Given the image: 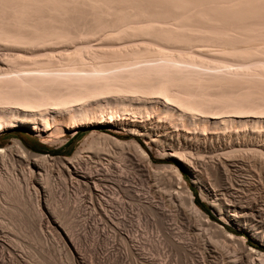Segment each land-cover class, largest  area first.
Returning a JSON list of instances; mask_svg holds the SVG:
<instances>
[{
    "label": "bare ground",
    "instance_id": "bare-ground-1",
    "mask_svg": "<svg viewBox=\"0 0 264 264\" xmlns=\"http://www.w3.org/2000/svg\"><path fill=\"white\" fill-rule=\"evenodd\" d=\"M154 1L162 2L0 0V132L27 126L48 142L68 132L74 134L83 126L103 124L116 133L145 137L160 147L162 154L178 158L189 169L191 182L219 217L244 226L252 236L264 240V199L252 198L247 203L244 195L234 196L229 191L232 186L228 182L236 160L264 168V41L236 42V47L241 45L235 48L224 32L197 31L196 24L187 27L191 13L184 14L186 11L185 17L177 14L175 24L185 23L186 27H168L162 19L159 24L156 16L163 11L147 10ZM199 15L191 17L194 23ZM201 15L203 20L208 13ZM113 140L132 151L111 155L116 158L104 161L96 153L91 155L96 145L90 142L89 154H80L84 152L81 149L60 165L55 163L58 158L55 161L31 152L17 139L1 146L0 191L9 202L8 208L36 218L37 241L43 240L54 251L66 254L68 264H92L94 260L86 252L100 259V264H116L124 255L114 240L106 238V222L126 225L131 210L119 196L115 197L122 194L139 209L156 216L163 241L188 256L189 239L175 234L168 221L180 218L187 222L191 216H203L191 189L182 185V191L171 189L167 199L151 186L143 198L135 194V166L151 180L153 160L136 138ZM198 144L201 148L195 147ZM202 153L213 160H207L208 156L197 160ZM195 154L198 156L194 159ZM174 170L181 177L178 169ZM53 175L60 177L66 193L74 187L87 191L89 206L84 203V194L76 200L77 211L83 214L80 228L66 222L58 210L43 206L55 183ZM21 183L29 195L26 199H33L30 207L22 200L23 191L18 188ZM260 187L264 191V183ZM181 192L188 213L182 209ZM171 205L174 212L169 210ZM2 207L0 203V264H38L39 260L25 255L15 242L11 234L17 230L4 222ZM201 225L197 224V230ZM115 230L119 232V228ZM149 237L141 240L127 234L122 239L125 253L134 261L139 257L143 261L146 258L148 264H167L166 259L144 250ZM229 237L234 238L230 233ZM200 244L199 258L204 259L209 247L203 241ZM249 251V260L239 261L233 253L228 263L264 264V252Z\"/></svg>",
    "mask_w": 264,
    "mask_h": 264
},
{
    "label": "rangeland",
    "instance_id": "rangeland-1",
    "mask_svg": "<svg viewBox=\"0 0 264 264\" xmlns=\"http://www.w3.org/2000/svg\"><path fill=\"white\" fill-rule=\"evenodd\" d=\"M160 1L162 2L160 3L156 1L159 7H156L157 4H155L156 3L155 1L153 5H151L150 3V6H147V10L148 11L154 10L153 11L154 13H155V10H158L159 12L163 11V12H160L161 14L158 11H156V13H159L157 14V16L156 14H153L150 11L154 18L155 16L160 18V20H158L159 24L164 22L162 24L168 25V27H172V28H175L178 26L181 28L186 27V26L190 27V25L191 27H193V25L196 24L194 25L195 26L194 28H196L197 31L200 28H201L200 30L204 32L206 30H211L212 32L211 31L209 32L213 33L214 32L213 29H214V30H217L219 34V31H221V32L226 33L225 37L229 38V40L231 39L230 41L234 42V43L233 42L231 43L233 44L232 46H234L235 44H238L236 42H242L243 44L244 41L247 42L246 40H248L249 43L250 42L252 43L255 41L257 42L264 41V5H261L259 3L250 2V0H160ZM176 3H179V4H176ZM160 4L161 5L163 4V5L160 6ZM221 8H225L224 9L225 11L223 9L220 10ZM226 9H228V11ZM176 11L178 12L176 13ZM180 12L182 13L183 17H185L184 14H189V13L192 14V15L189 14V16L191 17H195V15L198 16V14L200 15H199V18L197 17L198 19L197 18L194 19V20H198L195 23L191 19V17L189 18V16L186 15V17L191 19L189 22V25H187L189 21L188 19L186 26H185V23H184V26L183 25L175 26V24L177 23V19H178L176 16H178L177 14H179L180 16L181 14ZM162 13L165 16H162ZM201 13L203 15L205 14L207 15L208 13L207 15L208 17L205 16L204 18L203 16L204 19L202 20V18H200V16H202ZM210 14L212 15V17ZM173 16H175L176 22ZM212 18H214L217 21H215ZM161 19H162V22H161ZM209 19L212 21H209ZM204 20H207V21L203 23ZM198 24L200 25L198 26ZM194 28H186V29L193 30ZM206 32L209 33L208 31ZM221 32L220 34L222 35ZM234 47L237 48L236 45ZM123 133L124 132L122 133L113 132L111 131V129L107 128L105 125L97 124V125H92V126L90 125V126L80 127L77 129L76 133L74 134H72L71 132H68L66 136L64 137H61L56 140L52 139L51 140L52 142L51 141L47 142V141H42L41 138L38 135H36L27 126H14L12 128H9L7 130L0 132V147L9 146L12 144L13 139H17V140H20L26 146V148H28L31 152H34L40 155H47L50 159L54 158V160L58 158L57 162H55L56 161L55 160V161H52V163L55 162L57 165H60L61 163L58 164L59 162H63L62 160L65 161V159L67 158L68 159L72 158V156L77 154L76 152H80L81 149L84 150V152L81 150L82 152H80V154L82 155L89 154L87 152V144L90 142H93L96 145L95 148L90 152L91 155L96 153L97 157L100 156L99 158H102V160L104 159V161L106 160L105 158L112 159L114 155L118 156L117 154L121 152H124L123 155H127L128 152L132 151L131 148H128L124 145H120L116 143L113 140V138H116L123 142L125 141L127 142L131 138H136L139 144L150 154L153 160L152 168L154 172L151 174V180H150L147 178L145 171L135 166V169H134L135 178H134V183H133V186L135 188V194H139V196L143 198L144 196H146L145 192L148 190V187L150 186L152 187L153 190H156L158 194L161 195V197H165V199H167L168 193L170 192L171 189H172L171 191H174V192L178 190L182 191L180 188L181 185L184 187L185 186L189 187L193 193V196H194L193 191L196 192V198L194 196V202L199 201L204 205L203 208L197 205L202 211L203 216L198 217V218H196L195 216H191V218L187 222L181 221L180 218H177L176 222L168 221V223L170 222L169 228L175 234H180L183 237L189 239L188 241H189L190 246L189 248L187 246L189 255L185 257L182 256L179 251L173 250L172 247L168 246L163 241V235H162L163 233L160 231L161 230L160 224L156 216L150 214L147 210L139 209V206L130 197L124 196L122 194H119V195L115 194V197L119 196L120 199L126 204V207H128L131 210L129 219L127 220V223L124 226L119 225V224L111 225L110 222H106L107 224V228H106L107 233L105 232L106 238L110 240H114L117 245L118 250L120 249V251L123 252V255H124L123 259L120 262H116V264H148V262L146 261V258H145V261H143L139 257H135L136 260L134 261V259H132L129 255L127 256V254L125 253L126 247L122 242V239H124V237L127 234L136 235L137 238L141 240L146 235L150 236L149 237L150 241L147 244V246L145 244L146 248H144V250L150 253L151 255H153L154 257L166 259L167 264H222L224 262H225L224 264H229L230 259L234 257L232 256L233 253L234 255H236L235 256L236 259L238 258L237 260H239V258L241 260H249L250 258L248 259L247 257L248 253L249 254L251 253L250 252L251 250L249 251V249H252L254 251L264 252V240H262L258 236L257 237L252 236L250 231L244 226L238 225L232 220H229V219L224 220L221 217H219L216 210L212 208V206L207 202L205 197L202 196L200 189L191 182V175H190L189 169L186 168L184 164H182V162L178 160V158L166 154L167 152L166 153L164 152V154H162L163 152L160 150L161 148L160 147L158 148L157 145L153 144L145 137L130 135V134H123ZM92 134L94 135L92 136ZM98 134L99 135L108 134L111 137H109L108 139L102 136L97 137ZM83 147L84 148L86 147L85 148L86 150L83 149ZM195 147L201 148L199 144L196 145ZM195 147H194V150L196 149ZM202 154L204 156L199 155L200 157L197 154H195L196 156L193 155V158L195 159V157L198 156L197 157L198 159L197 158L196 159L199 160L200 158L206 159L208 156L207 160H210V161L213 160V159L212 160L209 159L211 158L209 157L210 155L205 156L204 153ZM111 155H113V157H111ZM201 159L199 161H201ZM240 161L236 160L234 163L235 165H233L230 168L231 170L229 172L230 179L228 182L229 184H231L233 188L230 187L229 191L232 190L231 193H233L234 196L236 194L237 195L239 194V196L244 195V197L246 198L245 199L243 198V200L244 201L246 200V202L247 200L251 202L252 198L254 200L255 199L257 200L258 197L260 200H263L264 191L260 187V183L261 182L264 183V171H263L264 168L262 169L258 168L260 167L259 164H255V165H259V166H256L255 168V165H252V163H249L246 161L245 162L244 161L240 162ZM135 162L136 160L134 161V164ZM9 168L11 170L13 169L11 165L9 166ZM138 168L140 171H136ZM176 168L178 169V172L181 174V177H178V175L176 174L174 170ZM14 172L15 173L17 172L16 169ZM141 172H144L145 174ZM59 179L60 177L58 178V176L56 175L52 176V184L53 182H55L54 183L55 185L54 184L52 185L53 188H51V192L49 193V197L46 200V202L43 201V206L47 205V207H50L51 209H55L61 212L66 222H69L71 225L75 224L76 226L74 225V227L77 229V227L79 226L81 227L82 225V223L80 222L83 221L82 220L83 214L77 211V208H76L77 201L76 200L78 197L83 196V194L84 196L88 198L86 194L87 191L83 188L76 189L74 187V188H71L70 191H67L66 193V191L63 189L62 181L61 179L60 180ZM21 185L22 183L19 185V187L18 186L17 187L19 189L21 188V191H23V187ZM219 189H221V187H219ZM22 193H23L22 200H26L28 202V203L26 202V204L30 207V205L33 203L32 201L33 199L31 198L30 200L32 202L26 199L27 197L25 196L27 195V193L25 192V189ZM0 194H1V191H0ZM27 196L29 197V195ZM84 196L82 197L83 200L85 199L84 203L85 205L86 204L88 205L90 203V200L89 198L87 199ZM155 199L158 200V198H155ZM66 200H70L69 205H66V202H65ZM6 202L9 205V202L8 201ZM6 202H5L4 197L1 194L0 203L1 205H3V207L1 208V214L4 218L3 220L8 227H11L14 230L15 229L17 230L16 231L17 235L14 234L15 232L12 233V231H11L12 233L11 235H13L12 237L15 239V242L17 243V245H19L22 248L25 255H30L31 259L33 260L35 258L36 259L35 261L39 260L37 261L39 262L38 264H42V263L43 264H59V263L68 264L69 263L68 256H66L67 259L65 258L66 254L64 255V253L57 252V250L54 251L53 248L47 246L48 243L47 242L45 243L43 240L37 241L38 233L36 230V218H32L31 216L29 217V215H26L25 213L21 215V213H23L21 212V210L17 211V213L10 211V209L8 208L9 206H7ZM180 202H181L182 209L184 211H187V201H186V198L183 192L180 193ZM69 209L71 210L69 211ZM169 210H171V212H174L172 205L170 206ZM205 211H208L216 220H213ZM18 212L20 213L19 215H18ZM204 216H207L208 221H210L208 224L205 222ZM197 224L198 225L202 224L201 225L202 229L197 230ZM115 226L119 228V232L116 231L117 228ZM228 229H231L232 231ZM114 230L117 233L114 232ZM229 233L232 234L234 238L229 237ZM203 239H205L206 241H204ZM201 240L205 242L206 247L207 246L209 247L207 249L209 253L208 252L207 254L205 253L206 257H204V259L199 258V252H201V249L197 248L199 247V244L202 243ZM242 241H244V243ZM89 243L90 242H88V244ZM107 243H109V241H107ZM225 245L228 247H226ZM106 246H109V245L107 244ZM156 246L159 247V249L157 248L158 250H156ZM200 247L202 248L204 246H201L200 244ZM197 249H199L200 251L198 252ZM59 253L62 256L59 257ZM86 254L88 255V257L90 256V259L94 260V261L91 260L94 264H98V262L100 261V259L97 260L93 258L91 253L89 255V252H86ZM140 261H142V263Z\"/></svg>",
    "mask_w": 264,
    "mask_h": 264
},
{
    "label": "trees",
    "instance_id": "trees-1",
    "mask_svg": "<svg viewBox=\"0 0 264 264\" xmlns=\"http://www.w3.org/2000/svg\"><path fill=\"white\" fill-rule=\"evenodd\" d=\"M23 144V143H22ZM24 145V144H23ZM25 146V145H24ZM26 147V146H25ZM194 192V196H195V198H196V192L195 191H193ZM195 203H196V205H198L199 207H201V208H203V204L201 203V202H199V201H195ZM213 220H216L208 211H205ZM228 230H230V231H232L231 229H228ZM234 232V231H233Z\"/></svg>",
    "mask_w": 264,
    "mask_h": 264
},
{
    "label": "snow or ice",
    "instance_id": "snow-or-ice-1",
    "mask_svg": "<svg viewBox=\"0 0 264 264\" xmlns=\"http://www.w3.org/2000/svg\"><path fill=\"white\" fill-rule=\"evenodd\" d=\"M250 2H255V3H259L261 5H264V0H250ZM71 209H69L70 211Z\"/></svg>",
    "mask_w": 264,
    "mask_h": 264
}]
</instances>
